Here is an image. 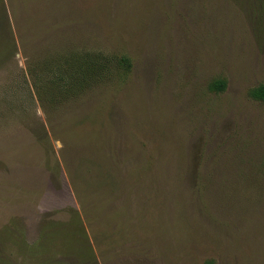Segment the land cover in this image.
Here are the masks:
<instances>
[{"label": "rangeland", "instance_id": "374dc122", "mask_svg": "<svg viewBox=\"0 0 264 264\" xmlns=\"http://www.w3.org/2000/svg\"><path fill=\"white\" fill-rule=\"evenodd\" d=\"M257 11L0 0V264H264ZM86 53L129 66L59 99L45 71L36 93L30 68Z\"/></svg>", "mask_w": 264, "mask_h": 264}, {"label": "trees", "instance_id": "16d2710c", "mask_svg": "<svg viewBox=\"0 0 264 264\" xmlns=\"http://www.w3.org/2000/svg\"><path fill=\"white\" fill-rule=\"evenodd\" d=\"M259 5L257 23V31L261 32L264 37V0H256ZM78 60L70 58L64 63H60L58 60L50 63L47 59L44 63H37L34 67L28 70L29 75L34 80V87L36 93L39 95L40 91L37 85L41 82L40 76L45 74V71L50 72L52 79L47 81V84L42 85L43 94L46 96L52 95L53 99L60 96H64L65 87L67 91L72 94H79L83 92L89 85L90 82H102L104 79H111L112 77H121V73L124 68L129 66L128 58L121 56L119 60L114 57H108L102 54H91L86 53L83 56H79ZM41 64V65H40ZM37 65V66H36ZM33 66V65H31ZM39 66V67H38ZM44 68H43V67ZM50 66V68H49ZM38 68H42V73L39 74ZM107 73L108 78L102 79V74ZM223 81H217L211 85V90L221 91L224 88ZM66 91V90H65ZM249 96L251 99L256 101H264V85H259L250 90ZM75 97V96H73Z\"/></svg>", "mask_w": 264, "mask_h": 264}]
</instances>
